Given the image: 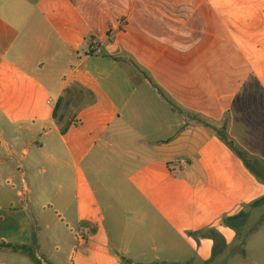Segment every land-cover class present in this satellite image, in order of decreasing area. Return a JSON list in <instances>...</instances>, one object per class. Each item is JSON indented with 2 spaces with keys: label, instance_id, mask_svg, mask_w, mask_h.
Listing matches in <instances>:
<instances>
[{
  "label": "crops",
  "instance_id": "1",
  "mask_svg": "<svg viewBox=\"0 0 264 264\" xmlns=\"http://www.w3.org/2000/svg\"><path fill=\"white\" fill-rule=\"evenodd\" d=\"M215 2L214 13V0H0V264L95 262V231L126 204L110 193V173L158 207L159 188L144 180H160V165L174 172V161L202 169L192 154L222 140L192 131L197 116L230 114L237 128L241 113L253 114L264 42L231 46ZM141 88L176 121L172 138L115 128L141 116ZM10 246L32 248L35 259Z\"/></svg>",
  "mask_w": 264,
  "mask_h": 264
},
{
  "label": "rangeland",
  "instance_id": "2",
  "mask_svg": "<svg viewBox=\"0 0 264 264\" xmlns=\"http://www.w3.org/2000/svg\"><path fill=\"white\" fill-rule=\"evenodd\" d=\"M215 1L218 0H214V13L219 10ZM219 2L223 3L222 15L227 14L229 18L227 33L231 46L239 44L253 49L264 42L253 40L251 34L264 32V0ZM238 32H245V37L238 40ZM261 54L256 56L261 60L255 69L257 73L264 65ZM250 79L254 82L256 78L251 75ZM255 87L253 84L254 112L241 113L239 116L243 119H239L237 128L230 114L221 122L197 116V125L192 131L215 132L223 138L203 143L192 154L202 169L193 167L186 172L174 161L170 164L174 172L167 165H160V180H144L143 187L153 188L154 194L159 188V208L148 200L144 203L135 184L120 183L122 187H116L111 183L114 176L110 173L106 183L110 193L116 199H125L126 204L119 209L117 217L109 211L106 224L95 231L96 242L89 252L95 262L209 264L208 247L214 242L212 264H264V93L262 88L257 92ZM249 89H252V83L244 89L242 99L248 96ZM137 97L141 116L121 122L115 128L136 132L139 138L145 136L148 140L172 138L176 131L171 127L175 128L177 123L168 115L166 107L151 98L145 88H141ZM244 114L248 115L247 120ZM205 123L209 126H204ZM128 138L127 135L126 140ZM124 139L125 136L119 138L120 142ZM153 181L155 185H152ZM126 199L130 200L126 202ZM139 200L141 204H138ZM259 201L263 202L255 205ZM232 216H240L237 223L242 225L237 229L232 223H226ZM223 230H226V236ZM89 242L92 243V238ZM230 242L235 243L229 247ZM82 250L76 247L77 252ZM65 251L66 247H61L60 256ZM74 262L80 264L77 259ZM95 262L87 259L83 264Z\"/></svg>",
  "mask_w": 264,
  "mask_h": 264
},
{
  "label": "trees",
  "instance_id": "3",
  "mask_svg": "<svg viewBox=\"0 0 264 264\" xmlns=\"http://www.w3.org/2000/svg\"><path fill=\"white\" fill-rule=\"evenodd\" d=\"M204 126H209V125L205 123ZM222 139H223V138H222ZM261 202H263V201H259V202H257L255 205H260ZM239 218H240V216L230 217V218H228V219L226 220V223H229V224L232 223V226H233L235 229H237V228H239V227L242 225V223H241V224H240V223H237ZM10 247H11L14 251H16V252L21 251V252L27 253V254H29L30 256H32V257L35 259L34 250H33L32 248H28V247H17V246H15V247L10 246Z\"/></svg>",
  "mask_w": 264,
  "mask_h": 264
},
{
  "label": "built area",
  "instance_id": "4",
  "mask_svg": "<svg viewBox=\"0 0 264 264\" xmlns=\"http://www.w3.org/2000/svg\"><path fill=\"white\" fill-rule=\"evenodd\" d=\"M81 242H82V243H86L85 238L81 237Z\"/></svg>",
  "mask_w": 264,
  "mask_h": 264
}]
</instances>
